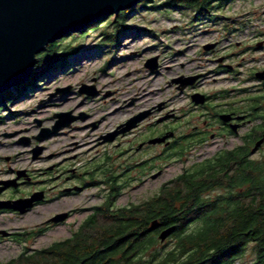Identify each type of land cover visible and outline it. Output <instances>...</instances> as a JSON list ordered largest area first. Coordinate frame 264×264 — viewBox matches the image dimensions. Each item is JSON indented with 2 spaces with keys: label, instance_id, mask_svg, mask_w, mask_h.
Returning <instances> with one entry per match:
<instances>
[{
  "label": "rangeland",
  "instance_id": "obj_1",
  "mask_svg": "<svg viewBox=\"0 0 264 264\" xmlns=\"http://www.w3.org/2000/svg\"><path fill=\"white\" fill-rule=\"evenodd\" d=\"M166 2L152 0L143 8L140 3L65 36L49 64L38 61L25 84L1 93L0 200L27 198L41 191L44 199L24 213L0 209V230L14 234L0 233V263L17 257L24 246L40 249L71 235L108 192L105 183H84L91 180V172L94 179L103 180L102 171L110 168L120 176L119 182L126 184L118 204H138L192 164L242 143L235 136L211 140L210 134L218 130L217 124H211L212 111L202 110L199 116L194 110L195 117L187 121L185 113L193 111V91L178 89L172 79L202 73L198 87L212 96L211 103L217 109L233 103L239 111L252 112L253 98L264 94V80L255 76L264 70V0H235L217 11V20H193L192 10L168 7ZM212 40H219L220 48L214 54L206 53L203 45ZM67 47L74 49L72 53H64ZM57 54L63 57L59 62ZM220 54L228 57L234 72H213L217 67L213 60ZM153 57H157L155 70L146 66ZM86 86L96 93H82ZM145 111H149L148 116L135 130L116 136L112 142L105 140L119 125ZM67 112L77 118L73 124L43 136L60 120L57 114ZM171 113L179 118L174 119ZM173 125L176 136L210 131L205 141L193 145L181 159L167 158L172 150L161 143L136 154L133 149L124 150L135 139L169 133ZM261 152L257 150L255 155L259 157ZM157 172L161 175L153 178ZM74 174H80V180ZM26 175L31 178L19 184ZM4 182H13L15 188L4 189ZM66 188L72 189L63 195ZM64 212L71 214L64 221H48ZM44 228L24 243L16 240L21 237L18 233ZM164 244L165 248H161L162 242L157 247L171 248L172 239ZM254 258L249 246L236 264H249Z\"/></svg>",
  "mask_w": 264,
  "mask_h": 264
},
{
  "label": "trees",
  "instance_id": "obj_2",
  "mask_svg": "<svg viewBox=\"0 0 264 264\" xmlns=\"http://www.w3.org/2000/svg\"><path fill=\"white\" fill-rule=\"evenodd\" d=\"M151 1L141 0L140 8ZM234 1L166 3L192 10L193 20H217V11ZM62 40L49 44L37 62L49 64ZM73 50L67 47L64 53ZM56 59L61 61L62 54ZM1 97L0 93V103ZM253 99L252 112H248L260 123L241 136V144L192 164L138 204H118L126 184L119 182L120 176L110 168L102 171L103 180L94 179L91 172L87 186L105 183L109 188L101 204L92 208L78 228L47 247L32 250L24 246L17 257L0 264H236L249 246L255 255L249 264H264V144L258 149L262 151L259 157L252 151L264 129V94ZM183 136L167 148L172 150L167 158L181 159L193 145L206 140ZM153 222L158 226L153 228ZM192 225L197 227L190 230ZM170 226H176L167 239H172L173 246L162 250L164 242L157 247L159 235ZM45 230L18 233L21 237L16 240L24 243Z\"/></svg>",
  "mask_w": 264,
  "mask_h": 264
},
{
  "label": "water",
  "instance_id": "obj_3",
  "mask_svg": "<svg viewBox=\"0 0 264 264\" xmlns=\"http://www.w3.org/2000/svg\"><path fill=\"white\" fill-rule=\"evenodd\" d=\"M141 0H0V93L16 85L25 84L32 76L37 63V56L47 49V46L64 38L71 33L86 30L92 23L105 19L113 14H118L136 7ZM261 46V42L258 44ZM215 44L205 45V49H212ZM146 66L151 70L158 67L157 57H153L146 62ZM256 77L264 80V70L256 72ZM190 81H184L183 86L192 84L196 77ZM179 80H175L178 82ZM82 93L94 95L96 92L90 90L88 86L80 90ZM195 103L204 104L206 96L204 94H194ZM149 111L142 112L110 133L105 140L113 141L115 137L131 130L145 117ZM59 119L53 129L45 135L56 133L62 127L69 126L77 118L70 113L57 114ZM220 118L228 122L230 114H222ZM239 118H244L240 116ZM236 130V125H232ZM173 133H166L163 136L151 138L149 143H166ZM264 144V132L255 142L252 151L256 152ZM40 150L34 154L37 157ZM161 175L157 172L153 178ZM5 183V182H4ZM7 186L15 184L6 182ZM72 188L65 189L70 191ZM75 189H79L78 187ZM44 199L43 192L33 193L30 197L17 200H0V209H12L20 213L26 212L33 207L36 202ZM69 216L68 212L59 213L50 218L49 222L58 223L64 221ZM158 226V222H153L152 227ZM176 226L164 229L160 235V241L165 242L175 231ZM3 235L10 233L0 230Z\"/></svg>",
  "mask_w": 264,
  "mask_h": 264
},
{
  "label": "flooded vegetation",
  "instance_id": "obj_4",
  "mask_svg": "<svg viewBox=\"0 0 264 264\" xmlns=\"http://www.w3.org/2000/svg\"><path fill=\"white\" fill-rule=\"evenodd\" d=\"M207 44H215V46L212 49H209L208 51L206 50L207 51L206 53H213L214 54V53L218 52V50L220 48V41L219 40L208 41L207 43H205L203 45V48L204 49H205V45H207ZM215 57L217 59L216 60H213V61H217V65H216L217 67H216V69L213 70V72H215V73H223V72H227V73L229 72V73H231V72H234L235 71L234 66L227 61L228 57L226 55L220 54V55H217ZM193 77H197V78L194 80V82L192 84H188L186 86H183L182 85V83L184 81H190V80H192L191 78H193ZM203 77H204V75L202 73L197 72V73L188 74V75L181 74L178 77H175V78L172 79V82L175 83V84H177V88L178 89H180V90L190 89V90L193 91V92H190V99H191V104L193 105V111L186 112L185 113V114L188 115L186 117L187 121L190 122V117L191 116L193 118L195 117V116H193V114L196 113L195 111H198L199 112V116H201V113L200 112L202 110H206V111H210V112L212 111L211 113L213 114V117H214V123L212 122L211 124H213V125L214 124L215 125L217 124L218 130L215 133H211V132H210L211 134L209 133L211 135V140L212 139H215L217 137L227 138L229 136H235V137L241 138V136H243L244 134H246V132H248L252 128V126L254 125V122L255 121L253 120V117L251 116V114H249V112L237 110L234 107L233 103H228V104H226L227 107H224L222 109H217V106L211 103L212 102L211 101V97L212 96H209V94H206L203 90H201L198 87L199 86V83L203 79ZM175 80H179V81L178 82H175ZM227 91H229V90H227ZM221 92H222L221 93L222 95L225 94L224 91H221ZM197 93L204 94L206 96V101H205L204 104H200V103H195L194 102L193 95L194 94H197ZM222 95L214 94V96H216V97H220ZM219 106H221V105H219ZM212 109H215V110L213 111ZM151 112H152V110H151ZM224 113L231 115L230 121L225 122V121H223L220 118V115H222ZM185 114H184V116H185ZM171 115H173L171 117H173L174 119L176 117L179 118V116L175 115L174 113H171ZM240 116H244V118H239ZM180 117H182V116L180 115ZM259 123H260V120H259ZM204 124H208L209 125V123H207L206 120L204 121ZM247 124H251V126H249L248 130H245L243 132L241 129H242L243 126H245ZM137 125L135 127H137ZM232 125H236V127H237L236 130H234L232 128ZM135 127H133L129 131H132ZM194 127L196 129L199 126L197 125V126H194ZM175 128H176L175 125L171 126V130L169 131V133H172L171 131L174 132L176 130ZM129 131H126L124 133H120L118 135L125 134V133H127ZM208 131H210V130H207V131H205V130H197V131H194V132H192L190 134H184V135H187V136H190L191 135L192 137L194 136V138L199 139V138L207 137ZM263 132H264V129L261 131V134L260 135H262ZM181 137H184V136L183 135H177L176 136V133H175V136L174 137H171V140L168 141L169 142L168 144L161 143V145H165L166 147H169L172 143L176 142ZM150 139L151 138L143 139V137L139 138V140L135 139V141L133 143H131V145H127V148H124V150L125 149L128 150L130 148V149H133L134 150L133 152H135V154H136L138 151L142 150L143 148L144 149H150L151 147H153V145L154 146H157V144H151V143H149V140ZM107 159L109 160V158H107ZM146 162L147 161H144L143 163L146 164ZM17 174H19V173H17ZM73 177L76 178V179H78L77 177H79V180H80V174H74ZM30 178L31 177H28L27 175L25 177H22L20 179L19 184L24 183L25 181H28V179H30ZM21 181H23V182H21ZM5 183H3L4 184V187H3L4 189L5 188H10L11 186H13V185L7 186ZM84 183H87V182H84ZM13 188H15V186H13ZM61 193L63 195H66V190L61 191ZM12 200H15V199H12ZM37 203L38 202H36L35 204H37ZM1 210H11V211H15V210H12V209H1ZM69 215H71V214H69ZM13 235L14 234L12 233L9 237H13ZM0 236H2V235H0Z\"/></svg>",
  "mask_w": 264,
  "mask_h": 264
}]
</instances>
